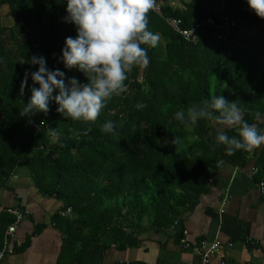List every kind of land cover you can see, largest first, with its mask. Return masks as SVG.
Segmentation results:
<instances>
[{
    "label": "trees",
    "instance_id": "obj_1",
    "mask_svg": "<svg viewBox=\"0 0 264 264\" xmlns=\"http://www.w3.org/2000/svg\"><path fill=\"white\" fill-rule=\"evenodd\" d=\"M175 1V8L162 6L165 17L180 19L186 28L230 17L237 25L234 42L218 40L207 28L197 45H187L149 12V29L162 38L164 56L144 45L150 64L134 67L128 90L108 100L95 122H84L66 119L55 101L47 113L23 115L31 89L39 87L29 76L21 88L26 70L38 68L31 63L34 55L44 56L47 66L61 69L66 78L87 83L82 72L58 59L65 38L77 34L63 19L65 0H0V188L25 169L39 193L61 202L60 213L71 209L53 217L65 237L58 264H72L66 252L76 246L74 261L80 264L83 252L114 227L171 233L175 222L183 224L184 214L207 191L202 181L220 162L212 132L222 123L202 119L187 128L174 119L178 109L222 95L240 105L246 121L264 129V18L248 10L245 0H220L217 13L201 0ZM3 8L12 26L3 25ZM109 120L115 124L111 133L103 129ZM223 131L238 135L239 126ZM175 137L179 143L172 142ZM229 157L240 167L254 159L255 177L264 183V146ZM13 222L0 208V251ZM172 235L178 240L181 230Z\"/></svg>",
    "mask_w": 264,
    "mask_h": 264
},
{
    "label": "crops",
    "instance_id": "obj_2",
    "mask_svg": "<svg viewBox=\"0 0 264 264\" xmlns=\"http://www.w3.org/2000/svg\"><path fill=\"white\" fill-rule=\"evenodd\" d=\"M163 1L162 6L170 3L171 8L179 3ZM203 5L215 13L221 10L220 0ZM231 128L218 124L212 135L216 138L218 132ZM219 160L202 181L207 191L184 214L183 224L170 230L172 234L185 230L190 248L180 247L171 233L114 227L102 235L98 246L83 252L80 264H200L196 248L210 242L218 244L219 254L209 264H264V196L259 191L261 181L255 177V160L236 166L225 145L219 146ZM0 208L28 212L10 240L12 252L0 264H58L65 237L53 217L60 213L61 202L39 193L29 172L20 169L0 188ZM78 250L76 246L66 252L65 260L79 264L74 261L79 259Z\"/></svg>",
    "mask_w": 264,
    "mask_h": 264
},
{
    "label": "clouds",
    "instance_id": "obj_3",
    "mask_svg": "<svg viewBox=\"0 0 264 264\" xmlns=\"http://www.w3.org/2000/svg\"><path fill=\"white\" fill-rule=\"evenodd\" d=\"M245 2L248 10L264 18V0ZM65 3L67 15L63 19L75 25L77 34L65 38L58 59L65 68L82 72L87 83L76 77L66 78L61 69H50L44 56L34 55L31 63L38 68L26 70L21 88L27 87L29 76L39 87L31 89L23 115L47 113L49 102L55 101L56 111L66 119L95 122L108 100L128 90L126 81L133 68H146L150 64L148 47L144 45L155 47L160 41V35L149 29L148 13L154 0H65ZM137 107L145 105L139 103ZM257 118H262V114L258 113ZM174 119L187 128L202 119L219 121L226 127L239 126L238 135L229 136L225 131L216 135L215 145H225L229 154L264 146V129L246 121L240 105L222 95L187 109L180 108ZM103 129L113 132L114 122L106 121ZM172 142L179 143L180 138L175 137Z\"/></svg>",
    "mask_w": 264,
    "mask_h": 264
},
{
    "label": "built area",
    "instance_id": "obj_4",
    "mask_svg": "<svg viewBox=\"0 0 264 264\" xmlns=\"http://www.w3.org/2000/svg\"><path fill=\"white\" fill-rule=\"evenodd\" d=\"M150 13L161 18L172 31V33L177 37V39L187 45H197L200 42L201 38L207 33V28L213 29V34L218 40L232 43L234 42L232 36L235 33L237 25L235 21L230 17L222 16L218 20L207 18L203 21L196 22L190 28H186L183 26L180 19L174 17H165L163 15V8L160 0H154V6L150 10ZM259 191L260 194L264 196L263 182L259 183ZM224 205L225 202H223L222 204L220 214L223 213ZM7 213L14 217V222L10 226H8L7 230L4 233L3 246L0 251V263L4 260L6 254L12 252V250L10 249V240L12 239L17 226L28 215V212L14 208L7 209ZM70 213L71 209H67L65 212L61 213V216H67ZM174 225H178V222H175ZM186 235L187 232L182 229L181 237L177 240L179 246L184 249L190 248V244L185 238ZM196 254L200 258V264H209L210 258L219 254V246L215 242L200 244L196 248Z\"/></svg>",
    "mask_w": 264,
    "mask_h": 264
},
{
    "label": "rangeland",
    "instance_id": "obj_5",
    "mask_svg": "<svg viewBox=\"0 0 264 264\" xmlns=\"http://www.w3.org/2000/svg\"><path fill=\"white\" fill-rule=\"evenodd\" d=\"M188 1H190V0H185L184 3L188 2ZM204 2L213 5L215 3V0H214V3L211 0H204L203 3ZM162 3L164 4L163 0H162ZM210 9H214V8L211 6ZM1 15H2L3 25H5V26H12L13 25L12 18L8 15L7 9L3 8ZM238 36H239V34H238ZM160 44H162V43L159 41V43L157 44V46L154 47V49H155L156 54L161 53V55L159 57L162 58L164 56V52H163L162 46H160ZM140 81H142V79H140Z\"/></svg>",
    "mask_w": 264,
    "mask_h": 264
}]
</instances>
